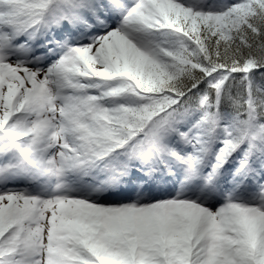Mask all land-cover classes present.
<instances>
[{
  "label": "snow or ice",
  "instance_id": "obj_1",
  "mask_svg": "<svg viewBox=\"0 0 264 264\" xmlns=\"http://www.w3.org/2000/svg\"><path fill=\"white\" fill-rule=\"evenodd\" d=\"M0 264H264V0H0Z\"/></svg>",
  "mask_w": 264,
  "mask_h": 264
},
{
  "label": "trees",
  "instance_id": "obj_2",
  "mask_svg": "<svg viewBox=\"0 0 264 264\" xmlns=\"http://www.w3.org/2000/svg\"><path fill=\"white\" fill-rule=\"evenodd\" d=\"M206 2H207V3H212V2H213V0H206Z\"/></svg>",
  "mask_w": 264,
  "mask_h": 264
}]
</instances>
